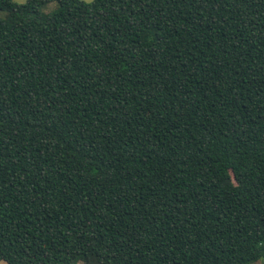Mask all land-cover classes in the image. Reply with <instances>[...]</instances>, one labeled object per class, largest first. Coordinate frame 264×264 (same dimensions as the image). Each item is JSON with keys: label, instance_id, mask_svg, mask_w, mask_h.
<instances>
[{"label": "trees", "instance_id": "1", "mask_svg": "<svg viewBox=\"0 0 264 264\" xmlns=\"http://www.w3.org/2000/svg\"><path fill=\"white\" fill-rule=\"evenodd\" d=\"M0 11V263L264 260V0Z\"/></svg>", "mask_w": 264, "mask_h": 264}, {"label": "rangeland", "instance_id": "2", "mask_svg": "<svg viewBox=\"0 0 264 264\" xmlns=\"http://www.w3.org/2000/svg\"><path fill=\"white\" fill-rule=\"evenodd\" d=\"M13 1H14L15 3H17V4H22V3H24L26 0H13ZM82 1H84V2H91L92 0H82ZM55 9H56V4H55V3H50V4H48V5L43 9V11H44L45 13H50V12L54 11ZM4 15H5V12L0 11V18L4 17ZM0 264H5V263H0ZM257 264H264V260L259 261Z\"/></svg>", "mask_w": 264, "mask_h": 264}]
</instances>
